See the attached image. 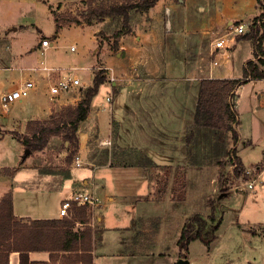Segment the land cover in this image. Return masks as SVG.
<instances>
[{"label": "rangeland", "instance_id": "rangeland-1", "mask_svg": "<svg viewBox=\"0 0 264 264\" xmlns=\"http://www.w3.org/2000/svg\"><path fill=\"white\" fill-rule=\"evenodd\" d=\"M104 1L121 2L124 0ZM11 3L8 9L0 11V70H2L0 71V92L22 77L20 68L22 61L18 54L24 41L27 47H35L36 64L40 60H43L47 66L62 64L65 67L63 73L72 67H77L74 73L85 83L72 88L67 95L62 97L58 95L53 99L49 97L47 83L40 85L39 88L35 86L30 96L15 102L9 107L7 113H0V165H2L4 174H6L5 170L7 169L12 172L11 176L19 169L22 171V156L26 158V164L35 165L43 170L61 168L62 163L67 164L66 159L68 157H71L72 164V153L78 152V132L73 133L71 131L61 112H65V109L71 106L66 101L68 95L79 97V99L83 97L85 88L91 84L93 75L97 71L103 72L105 79L94 97L103 103V106L108 103L105 98L107 96V84L111 80L109 69L104 67L106 57L112 56L114 61L115 59L118 60L114 69L123 73L120 72V77L114 73L113 81H121L119 78L123 77L120 83L121 87L136 82L138 78H145L146 75L141 73L152 68H156L155 74H153L155 80L165 84L182 83L183 81L199 82L200 78L207 76L205 71L190 75L185 68H182L181 54H178L176 49H172L168 53L170 59L166 58L167 52L162 51V47L166 50V45H164L166 38L162 30L160 34L156 33L150 38L148 41L150 43L146 42L141 45L144 48L143 52L130 53L124 51L118 55V59L115 57L120 43L131 42L133 46H138L140 40L133 41V36L135 37L138 33L144 35L155 29L153 27L155 19L160 20L158 31L162 29V10L156 11V13L151 11L150 13V8L147 11L131 9L129 11L131 30H123L124 32L117 39L113 34L122 28V19L118 16L95 21L90 24L93 25L91 27L85 23H66L69 16L79 17V12L86 9L87 5L82 0H11ZM56 19L62 23L58 29V32L61 33L59 37L56 36L58 33L56 32ZM247 23L246 25L249 24ZM211 31L208 30L210 37H212ZM42 38H48L53 46L43 51L40 46ZM244 40L246 39H241L237 44L233 62L230 63L232 76L242 75L241 59H245L243 57L246 56L239 57L240 49L238 46H241L240 43ZM173 42L172 44H174ZM71 45L75 49L71 50ZM245 46L247 57H251L252 45L246 41ZM121 50L123 52V49H120L119 52ZM200 54L205 57L202 61L199 58L194 59L196 66L199 65L197 67L199 69L203 66H209V58L204 53ZM263 90L264 80L247 81L235 91L238 94L234 95L233 100L224 94L223 99L226 98L233 117H230V114L222 115L224 123L220 122L216 127L196 124L195 121L190 126H186L184 138L187 147L180 157L181 164L174 166V168L168 165L171 181L170 196H172L173 176L177 174L179 177H185L184 199L187 197L188 200L180 207V212L183 211L188 216L194 212H199L206 216L209 213L207 198L212 196L219 199L216 212L220 217V224L216 230V237L209 245H205L198 239L190 241L186 254L188 264H264V170L261 173L264 169V109L258 106L256 100L257 93ZM113 93L112 88V98L115 94ZM111 97L109 96L110 99ZM130 97L132 96L129 95L128 98ZM187 102L191 103L192 100L188 99ZM221 102H223L222 99ZM34 103L45 107L51 106V113L42 120L51 126H58L61 132L51 135L43 149L28 151L25 154L26 148L17 140L16 135L19 133L21 134L19 136H22V133L26 132L27 120L24 119L30 115L26 113L35 111ZM83 124L85 125V123ZM90 136H92V140L95 139L96 125L90 128ZM76 141L77 148L74 150ZM95 143L97 141L93 140L92 145ZM177 159L178 157L174 160ZM130 160H136L137 163H141L148 169L150 181L155 178V175L160 176V173L163 172L162 168L154 169L152 162L144 155L131 156ZM237 161H240L243 168V173L240 175H237L234 167H232V164ZM17 162L21 166L16 167ZM13 170L15 171L13 172ZM254 178L257 179V182L253 190L241 188L243 182ZM161 183L151 186V188L154 187L152 189L155 190L153 191L155 195L157 189L159 190L158 193L162 192ZM221 183L225 185L226 190L220 191ZM15 186L16 188L10 190L13 196L15 195V213H22L23 202H25L26 207L28 205L32 213H36L38 204L35 201L41 197H38V193L28 197L23 194L22 173L16 177ZM179 186L178 181L177 190H179ZM235 187L238 190H234ZM44 201L46 208L56 215L57 199L54 195L47 197ZM90 211L91 209H88L89 214ZM111 223L115 224L113 217ZM116 223L118 222L116 221ZM77 226L80 225L77 224ZM177 230L178 228L174 226L166 235L165 243L160 245L163 249L162 254H158L151 246L144 253L146 257L135 259L133 256H127L123 260L127 264H175L180 254L177 244ZM112 232L110 231L109 234ZM108 236L113 237V235ZM100 239L99 237L96 247L97 254H100L102 249ZM129 252L130 249L126 248L125 253L128 254ZM48 264L62 263L57 261Z\"/></svg>", "mask_w": 264, "mask_h": 264}, {"label": "crops", "instance_id": "crops-1", "mask_svg": "<svg viewBox=\"0 0 264 264\" xmlns=\"http://www.w3.org/2000/svg\"><path fill=\"white\" fill-rule=\"evenodd\" d=\"M10 4H12L11 0H0V11L8 9ZM159 10L163 11L162 29L158 31L160 20L155 19L153 25L155 29L144 35L138 33L135 37L133 36V41L140 40L138 46H133L131 42L120 43L115 57L118 59V55L124 51L143 52L144 48L141 45L150 41V38L156 33L160 34L162 30L166 38L164 44L166 50L162 47V51L167 52L166 58L170 59L168 53L172 49H176L178 54H181L182 68H185L190 75L205 71L207 74L205 77L210 76L209 67L197 68L199 65L196 66L194 59L199 58L202 61L205 57L200 53L206 54L209 58L211 37L208 30L220 32L239 22L249 23L261 11L256 0H157L150 7L149 12L156 13ZM60 34L58 32L56 36L59 37ZM240 40L235 39L229 60L222 59L221 64L212 69L210 72L212 77H242V75L232 76L230 73V63L233 62ZM171 41H174V44ZM246 41L252 45L251 41L246 39L240 43L241 46H238L239 57L246 56L243 57L245 59H241L242 69L247 60L253 59V45L252 56L247 57ZM25 44V41L22 42V49L18 54L22 61V67H20L22 77L9 84L5 89L20 79L34 80L36 88L47 83L48 72H43L41 69L42 63L45 62L40 60L36 64L35 47L30 48ZM120 49H123V52L122 50L119 52ZM222 57L223 54H220L219 58ZM113 59L112 56L106 57L104 67L112 68L113 75L115 73L120 77L121 71L118 72L119 70L114 69L118 60L114 61ZM48 67L59 70L58 72L51 71L49 75L51 79L62 75V71L65 70L62 64L48 65ZM155 71L156 68L146 70L141 73L146 75L145 78H138L136 82L122 87L120 83L123 77L119 78L121 81L106 83L108 86L105 99L108 103L104 106L93 96L88 115L80 122L77 129L78 152L83 161L82 166L75 167L71 163L69 165L62 163L61 168L43 170L35 165L26 164V158L22 156V162L19 161L22 163V171L19 169L11 176L4 174L2 165H0V198L6 192L16 188L15 179L22 173L23 194L28 197L38 193V197L42 199L35 201L38 204L36 213H32L28 205L26 207L23 202L22 213L16 214L14 210L15 195L13 196L12 193L13 212L18 217L59 218V204L63 200L69 199L77 191L90 192L100 197L101 202L91 209L88 217V224L93 229L102 228L95 233L93 239V264H122L126 263L123 259L127 256L140 259L146 257L144 253L151 246L158 254H162L163 249L160 245L165 243L166 235L176 226L179 237L182 225L188 216L183 211L180 212V207L187 203L188 198L182 200L171 198L169 176L167 180L164 178L160 180L162 192L158 193L157 189L155 195L154 187L152 189L151 186L156 183L150 181L148 169L141 163H137L136 160H130L131 156L144 155L152 162L154 169L168 165L174 168L181 164L180 157L187 147L184 138L186 126H190L194 122L199 82L183 81L182 83L165 84L155 80L153 77ZM260 80H264V78L250 81ZM112 87L115 93H113V98L111 97ZM63 95L67 94H62L59 97ZM129 95L132 97L128 98ZM109 96L111 99H107ZM75 98L69 100L68 95L66 101L75 105L79 101V97ZM188 99L192 102L188 103ZM256 100L258 106L264 109V90L257 93ZM33 106L35 111L26 113L30 114L24 119L27 122L42 120L51 113L50 105L45 107L34 103ZM36 113L40 115L38 116ZM93 125H96V137L93 140L97 141L94 145H92L93 140L90 136V128ZM81 127L84 128L81 129ZM177 157L178 159L175 161L174 159ZM19 162L16 163V167L21 166ZM108 177L109 179H107ZM165 186H167L166 189ZM53 195L57 199L56 215L44 205V199L53 197ZM112 217L115 224L111 223ZM110 231L113 232L109 234ZM98 235H100L102 247L100 254L96 253L99 242ZM108 235H113V237L110 238ZM126 248L130 249L128 254L125 253ZM153 255L155 254L153 253ZM29 256L34 260L48 261L50 255L47 251H41L30 252ZM179 258L180 256H178ZM8 264H18V252L9 253Z\"/></svg>", "mask_w": 264, "mask_h": 264}, {"label": "trees", "instance_id": "trees-1", "mask_svg": "<svg viewBox=\"0 0 264 264\" xmlns=\"http://www.w3.org/2000/svg\"><path fill=\"white\" fill-rule=\"evenodd\" d=\"M82 1L87 5L86 9L79 12V17L69 16L66 23L90 25L95 21H102L106 17L118 16L122 19V28L116 30L113 34L118 39L124 32L123 30H131L129 11L131 9L147 11L157 0ZM256 1L261 11L250 20L247 25V32L236 37L238 40L249 39L251 41L253 59L245 62L240 78H200L194 114L196 124L216 127L220 122L224 123L222 115L230 114V117H233L226 98L223 99L224 94L226 97L230 96L233 100L234 95L238 94L235 91L241 84L264 78V0ZM55 24L56 32H58L62 23L56 19ZM103 75L101 71L95 72L91 84L84 90L83 97L75 105L68 106L65 112H61L65 123L69 124L73 133L77 131L80 122L87 117L90 101L97 94L99 86L104 83L105 78ZM221 99L223 102H221ZM218 105H221V107H218ZM60 132L58 126L46 124L45 120H29L26 123V132L22 133V136H19L21 134L18 133L16 137L26 149L33 152L43 149L47 145L49 137ZM65 138L68 137L65 136ZM74 145V150H76L77 141ZM66 161L69 165L71 157H68ZM234 164L235 173L237 175L243 173L240 161L234 162ZM167 167H161L163 172L160 173L159 178L157 176L153 178V183H161L162 178L168 179L169 167ZM5 173L11 175L12 172L7 169ZM244 177L247 176L244 175ZM178 181L180 183L179 190H177ZM184 184V176L179 177L177 174L173 176L171 196L173 200L184 199ZM226 189L225 185L221 183L220 191ZM218 202L217 197L210 196L206 201L209 207V213L206 216L194 212L186 217L177 240L180 257L187 258L186 254L190 241L198 239L205 245H209L215 239L216 230L220 224V217L216 212ZM69 211V216L62 218L32 219L18 217L13 212L12 193L11 191L6 192L0 198V264H8L9 253L13 251L18 252V264H48L57 261L62 264H93V239L95 233L99 232V229L102 230V228L93 229L88 224L89 212L86 206L72 204ZM77 224L80 226H77ZM41 251L49 253L48 261L30 258V252Z\"/></svg>", "mask_w": 264, "mask_h": 264}, {"label": "built area", "instance_id": "built-area-1", "mask_svg": "<svg viewBox=\"0 0 264 264\" xmlns=\"http://www.w3.org/2000/svg\"><path fill=\"white\" fill-rule=\"evenodd\" d=\"M246 32V24L237 23L229 28H225L220 32L212 31V37L210 39V50H209V71L211 72L214 67H217L221 64L222 59L228 61L230 53L232 50L233 43L236 37L239 34ZM40 46L45 51L47 48L53 46L48 38H42ZM70 49L73 50L75 47L70 46ZM223 54L222 58H219V55ZM76 67L68 70L66 73L51 79L49 75L51 71L57 70L54 68L48 67L45 63H42L41 69L48 72L47 74V91L49 93L50 99L58 97V95L67 94L72 88L83 85L84 80L80 79L74 70ZM110 73V80H114L112 68H108ZM209 72L208 77H212ZM35 88V82L32 79H20L14 85L0 92V113H7L9 107H11L15 102L20 101L24 98H27L32 89ZM75 98L74 96H69V100ZM76 99V98H75ZM74 99V100H75ZM109 99V97L107 98ZM264 107V105H263ZM72 165L75 167H80L83 165L82 158L79 152L73 154ZM235 164H232L234 167ZM257 179H252L242 183V189L253 190ZM238 190V188H234ZM101 202L99 196L94 195L90 192L77 191L66 200H63L58 207V216L59 218L69 216L70 207L72 204L86 206L88 209H92L94 206L98 205Z\"/></svg>", "mask_w": 264, "mask_h": 264}, {"label": "water", "instance_id": "water-1", "mask_svg": "<svg viewBox=\"0 0 264 264\" xmlns=\"http://www.w3.org/2000/svg\"><path fill=\"white\" fill-rule=\"evenodd\" d=\"M28 149H26L25 150V154L26 153H28ZM24 157V156H23ZM189 263V261L188 260H186V259H182V258H179L176 262H175V264H188Z\"/></svg>", "mask_w": 264, "mask_h": 264}]
</instances>
